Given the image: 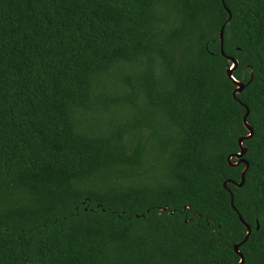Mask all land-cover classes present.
<instances>
[{"label":"trees","instance_id":"16d2710c","mask_svg":"<svg viewBox=\"0 0 264 264\" xmlns=\"http://www.w3.org/2000/svg\"><path fill=\"white\" fill-rule=\"evenodd\" d=\"M238 213L264 264V0H0V264H235Z\"/></svg>","mask_w":264,"mask_h":264},{"label":"water","instance_id":"95a60500","mask_svg":"<svg viewBox=\"0 0 264 264\" xmlns=\"http://www.w3.org/2000/svg\"><path fill=\"white\" fill-rule=\"evenodd\" d=\"M227 12H228V17L227 19L225 20V22L222 24L220 30H219V37H220V41H221V44H220V50H221V53L231 61L230 64L227 65V69H226V72H227V75L228 77L233 81V83L235 84V88L233 90V96H235L236 93H239L243 90L244 86H245V83L242 82L241 80H238L234 77L233 75V71L236 69L237 67V64H238V61L236 58L234 57H231V56H228L224 53V49H223V29H224V26L226 25V23L230 20L231 18V12L230 10L225 7ZM248 110L246 111L244 117H243V122L246 126V128L248 129L249 133L245 136H241L239 137L238 139V142H239V147H240V150L238 152H235L233 154H230L228 156V161L231 165H238L240 162H243L245 164V167L243 168L242 172H241V180L240 182H236V181H232L234 184H236L237 186H242L243 183H244V180H245V173L248 169V166H249V163L248 161L243 157V155L245 154L246 150H247V146L243 144V140L246 139V138H249L252 136L253 134V129L251 127V125L247 122V115H248ZM232 156H235L238 158V160L236 162H232L231 161V158ZM230 180H225L224 183H223V186L230 192V201H231V205L233 206V208L236 210V208L234 207L233 205V194L231 193V190L227 187V183L229 182ZM238 216H239V219L243 222V224L245 225L246 229H247V232H246V235L244 237V240L240 243H237V244H234L233 248L235 250V252L240 256V261H238L237 263L235 264H242L243 261H244V257H243V254L240 252L239 250V247L240 245L245 242L251 232V227L250 225L244 221L242 215L240 213H238Z\"/></svg>","mask_w":264,"mask_h":264}]
</instances>
